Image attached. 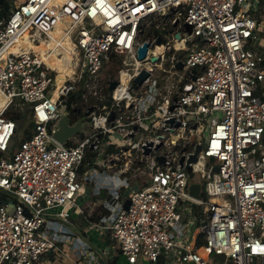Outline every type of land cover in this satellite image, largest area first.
Here are the masks:
<instances>
[{"label":"built area","instance_id":"1","mask_svg":"<svg viewBox=\"0 0 264 264\" xmlns=\"http://www.w3.org/2000/svg\"><path fill=\"white\" fill-rule=\"evenodd\" d=\"M8 3L0 5V264L61 252L72 234L50 219L84 212L87 183L108 191L109 213L92 225L110 233L124 264H264V0ZM65 39L73 60L60 83L46 56L63 57ZM10 113L33 123L15 151L21 120ZM64 114L82 127L61 143L53 134ZM196 173L201 198L190 193ZM115 175L120 182L106 184ZM78 240L72 264H90L80 259L91 247Z\"/></svg>","mask_w":264,"mask_h":264},{"label":"crops","instance_id":"2","mask_svg":"<svg viewBox=\"0 0 264 264\" xmlns=\"http://www.w3.org/2000/svg\"><path fill=\"white\" fill-rule=\"evenodd\" d=\"M118 181L119 179L116 177L109 178L106 180V184L113 186V184ZM98 191L99 189L96 190L95 186L92 184H86L83 197L79 201L80 207L84 209V212L79 213L76 210H73L69 219L70 221L66 222L69 225L56 218L50 219L51 221L55 220L53 222L55 226L64 227L65 230L69 231L72 234V237L68 241L59 243L61 252H51L43 255L38 264H72L73 261L79 259L78 253L81 252V250L76 249L80 242L78 238L81 239V241H86L87 245L91 247L88 253L90 251L96 253L95 259H91L89 254L86 253L80 260H88L90 261V264H92V260H95L96 264H112L114 258L115 262L113 264H124L126 262V258L121 254L117 243L112 239L110 233H102L101 229L93 227L92 223L94 221L90 220L93 213L100 212L102 206L104 207L103 203L106 196H100L99 194L101 190ZM74 237L75 239H73ZM161 261L162 260L151 262L148 260H142L139 261L138 264H167L165 259L163 262Z\"/></svg>","mask_w":264,"mask_h":264},{"label":"water","instance_id":"3","mask_svg":"<svg viewBox=\"0 0 264 264\" xmlns=\"http://www.w3.org/2000/svg\"><path fill=\"white\" fill-rule=\"evenodd\" d=\"M0 5H3L4 9L6 11L9 10V3L8 0H0ZM188 31H191V26H188ZM158 44L161 43V37H159L156 41ZM149 48V42H144L138 49V56L139 58H144L147 54ZM152 60H157L156 56L152 57ZM178 65H182L181 63H179ZM148 72L146 70H143L139 76H137L135 78V82L137 83H142V81L145 79V77L148 76ZM117 84V81H111L110 87L114 88ZM173 107V106H172ZM172 121V120H171ZM169 121V122H171ZM82 127V121H77L75 124H70V116L68 114H64L63 117L60 119L59 121V125H58V129L54 132V137L61 143H65L69 137L73 136L74 134L78 133L79 130ZM201 149V146L198 145L196 147V150L193 154L190 155L186 168L190 167V162L192 161H196L197 157H198V153ZM149 152V149L146 150V153ZM161 161L163 160V158L161 156L158 157ZM211 160H213V157H211ZM184 161V157L181 158V162L183 163ZM215 169H218V166L215 167ZM190 193L197 197V198H201L203 196V192L201 189V183L200 182H193L190 185ZM130 204V199H126L124 206L125 208H128Z\"/></svg>","mask_w":264,"mask_h":264},{"label":"bare ground","instance_id":"4","mask_svg":"<svg viewBox=\"0 0 264 264\" xmlns=\"http://www.w3.org/2000/svg\"><path fill=\"white\" fill-rule=\"evenodd\" d=\"M27 42H28L27 40H20V44H21V45H24V44H26ZM64 43H65V45H67L68 47L65 48V50H64V54H63V57H61V58L58 59V58H56V57L51 58V57H47V56H46V60L48 61V63H49L50 65H52V66H55V67L58 69V71H59V73H58V79H59L60 83H61L62 80L64 79L65 74L71 72V68H72V67H71V66H72V65H71V62H72V60H73V55H72V44H71V42H70L68 39H65ZM35 47H36V49H39V50H42V51L45 49V45H44V43H42V44L39 45V46H35ZM155 52H156V54L163 53V52H164V46L159 44V45L156 47ZM55 95H56V93H55ZM115 177H116L117 179H119L117 175H115ZM118 182H120V180H119ZM111 187H113V186L111 185ZM205 251H206V250H205ZM200 252H201L202 254H204V255H207V251H206V254H205V253L200 249Z\"/></svg>","mask_w":264,"mask_h":264},{"label":"rangeland","instance_id":"5","mask_svg":"<svg viewBox=\"0 0 264 264\" xmlns=\"http://www.w3.org/2000/svg\"><path fill=\"white\" fill-rule=\"evenodd\" d=\"M20 1V0H19ZM11 7H14V4L11 3ZM261 16L264 17V7H262V13H261ZM264 19V18H263ZM263 36V34H261ZM118 63L116 61H114L109 70L113 73L115 72L116 68H117V65ZM31 125V121L28 119L27 121L23 120L19 129H18V134L17 136L14 138V143L12 145V151H15L18 146L20 145L22 139L26 136L27 134V131L29 130L30 126ZM91 129V127L89 126H86L85 127V130H84V133L85 132H88L89 130ZM110 174H113L112 171H110ZM193 180L195 182H200V183H203L201 177H200V174L199 173H196L194 176H193ZM121 192L123 193L122 189H121ZM56 219H59L61 221L60 218H56ZM66 223V222H65ZM67 224V223H66ZM69 225V224H67ZM201 250L206 254L205 250L203 248H201ZM92 264H96L95 263V260H92Z\"/></svg>","mask_w":264,"mask_h":264},{"label":"trees","instance_id":"6","mask_svg":"<svg viewBox=\"0 0 264 264\" xmlns=\"http://www.w3.org/2000/svg\"><path fill=\"white\" fill-rule=\"evenodd\" d=\"M6 14V11L4 9L0 10V15H4ZM12 118L14 119H19L21 120L20 122L22 123L23 120L27 121L28 119L25 118L24 115L20 114V113H10L9 114ZM31 121V120H30ZM21 123H19L21 125ZM19 125V127H20ZM30 127L33 126V123L31 122V125H29ZM19 129V128H18ZM30 132L29 130L27 131V133ZM80 170H83V167L80 168ZM100 196L104 195V196H107L108 195V191L106 189H101L100 191ZM109 213V210L105 207L102 206V209L100 210V212H95L93 213L92 217H90V220L91 221H98L100 219L101 216L105 215V214H108ZM201 244V243H200ZM160 260H162L161 262H163L164 258L162 257ZM115 262V258L113 259L112 261V264Z\"/></svg>","mask_w":264,"mask_h":264}]
</instances>
